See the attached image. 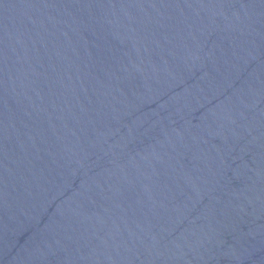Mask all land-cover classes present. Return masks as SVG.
Here are the masks:
<instances>
[{
	"label": "water",
	"instance_id": "water-1",
	"mask_svg": "<svg viewBox=\"0 0 264 264\" xmlns=\"http://www.w3.org/2000/svg\"><path fill=\"white\" fill-rule=\"evenodd\" d=\"M0 264H264V0H0Z\"/></svg>",
	"mask_w": 264,
	"mask_h": 264
}]
</instances>
